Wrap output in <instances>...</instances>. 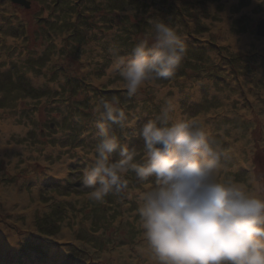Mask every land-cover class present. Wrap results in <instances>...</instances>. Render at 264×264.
<instances>
[{
	"label": "rangeland",
	"instance_id": "1",
	"mask_svg": "<svg viewBox=\"0 0 264 264\" xmlns=\"http://www.w3.org/2000/svg\"><path fill=\"white\" fill-rule=\"evenodd\" d=\"M29 1L0 0V125L27 130L0 145V264H152L138 194L154 178L130 171L127 187L102 201L81 185L102 99L137 118L135 128H112L140 161L136 132L167 90L207 127L222 153L219 176L264 187V0ZM154 17L180 31L187 52L174 78L128 97L108 72L111 52L131 53Z\"/></svg>",
	"mask_w": 264,
	"mask_h": 264
},
{
	"label": "clouds",
	"instance_id": "2",
	"mask_svg": "<svg viewBox=\"0 0 264 264\" xmlns=\"http://www.w3.org/2000/svg\"><path fill=\"white\" fill-rule=\"evenodd\" d=\"M148 24L131 53L111 52L108 72L122 78L128 97L174 78L187 52L175 26L158 17ZM157 98L163 100L159 113L136 132L143 141L140 161L136 146L123 142L112 128H135L137 118H130L116 98L94 105L98 140L81 185L90 190L91 199L102 201L127 187L130 171L140 182L154 178L138 194L152 264H264V187L221 178L222 153L204 123L183 115L167 90ZM26 131L0 125V145Z\"/></svg>",
	"mask_w": 264,
	"mask_h": 264
},
{
	"label": "water",
	"instance_id": "3",
	"mask_svg": "<svg viewBox=\"0 0 264 264\" xmlns=\"http://www.w3.org/2000/svg\"><path fill=\"white\" fill-rule=\"evenodd\" d=\"M14 3L21 4L23 6L29 7L30 1L29 0H11ZM257 34L258 35H264V18L259 20V23L257 24Z\"/></svg>",
	"mask_w": 264,
	"mask_h": 264
},
{
	"label": "trees",
	"instance_id": "4",
	"mask_svg": "<svg viewBox=\"0 0 264 264\" xmlns=\"http://www.w3.org/2000/svg\"><path fill=\"white\" fill-rule=\"evenodd\" d=\"M111 7V6H110ZM114 10H116V9H108V11H110L111 13H110V15H112V14H114ZM117 16H114L111 20H115V18H116ZM82 18V17H81ZM107 19H109V18H107ZM142 25H143V23H141ZM129 27V26H128ZM65 73H67V74H69L70 75V72L69 71H66ZM72 75V74H71ZM67 77H69V78H71V80H73V81H81V79L83 80V78L82 77H79V76H67ZM107 90V89H106ZM105 90V91H106ZM116 90H118V91H120L121 89H118V88H116ZM108 91V90H107ZM51 124H52V122H51ZM52 240H56V239H52ZM51 242V241H50ZM64 243V242H63Z\"/></svg>",
	"mask_w": 264,
	"mask_h": 264
}]
</instances>
